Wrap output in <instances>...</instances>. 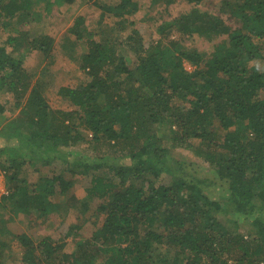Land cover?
I'll use <instances>...</instances> for the list:
<instances>
[{
  "label": "trees",
  "instance_id": "16d2710c",
  "mask_svg": "<svg viewBox=\"0 0 264 264\" xmlns=\"http://www.w3.org/2000/svg\"><path fill=\"white\" fill-rule=\"evenodd\" d=\"M153 1L168 7L179 0ZM33 3L0 0V27L15 31L0 43V90L11 92L19 109L0 122V134L8 141L0 145L8 190L1 204L38 218L76 209L83 217L69 226L70 238L94 213L104 220L73 252L64 250L67 240L16 235L22 264H264V217L258 215L264 210V69L257 65L264 62V0L228 2L236 26L193 8L160 31L176 27L225 39L210 54L184 49L173 39L146 48L131 44L135 67L112 36L98 38L79 16L66 51L79 60L85 78L59 92L73 109L52 108L46 84L40 79L32 83L24 67L33 50L46 58L55 48L56 37L40 30L42 14ZM97 3L103 9L100 22L112 11L116 29H126L128 15L139 10L138 0ZM79 44L87 49L78 52ZM186 60L196 66L193 71ZM6 112L0 98V115ZM164 124L172 128L174 142L193 148L228 182L229 210L257 213L246 234L220 218L222 203L205 194L198 181L175 176L176 162L168 159L169 148L159 133ZM85 139L121 146L132 163H110L104 156L71 163L68 150ZM58 158L65 163L55 173L30 178L29 167L40 171L39 164L52 165ZM88 174L87 194L78 198L77 176Z\"/></svg>",
  "mask_w": 264,
  "mask_h": 264
},
{
  "label": "rangeland",
  "instance_id": "374dc122",
  "mask_svg": "<svg viewBox=\"0 0 264 264\" xmlns=\"http://www.w3.org/2000/svg\"><path fill=\"white\" fill-rule=\"evenodd\" d=\"M106 2V4H115L119 0H89L84 3L82 8L83 12L77 15L73 13L68 18L64 17V9H58L52 13L51 16L42 15L41 24L39 27L44 33H51L56 37L58 46L54 49V58L52 61H47L40 51L33 50L28 54L24 61V67L32 73V83L36 82V79L41 78L47 81L46 92L50 105L55 109H73L69 102L65 101L59 94L61 86H76L82 83L85 78V74L80 67V62L72 59L65 49L63 48L64 34H68V28L71 25V21L76 22L78 16H87L88 19L86 25L90 28H95L98 38L105 37L106 40L109 35L112 36L111 42L120 45L119 50L125 55L127 63L130 67H135L138 62L136 52L130 47L131 44L140 45V47H148L156 41L163 42L165 44L170 43V40H178L180 46L189 51H204L211 53L216 45L225 39V35L216 36L214 39H208L198 34H187L178 32L176 27L165 28L160 31L161 26H164L167 22L173 21L191 11L195 7H199L203 10H207L214 15H218L224 19V21L230 26L238 25V21L231 14V9L227 3L234 4L238 0H204L200 4L190 3L187 0H179L168 7L164 3H155L153 0H138L139 10L136 13L128 15V25L126 29H116L114 22L117 17H114L113 12H105V22L100 24L101 8L95 6L94 2ZM86 4V5H85ZM55 9V8H54ZM77 12V10H76ZM132 22V24H130ZM127 23V22H126ZM114 26V28H113ZM113 30L111 31V29ZM175 28V30H173ZM37 30V29H36ZM14 30L2 29L0 27V43H3L4 39L12 33ZM109 31V32H108ZM15 33V31H14ZM74 36V35H73ZM73 40V38L71 39ZM121 42V43H120ZM120 43V44H119ZM77 51H84L87 49V45H77ZM186 68L189 71H193L196 66L186 60ZM257 65L264 69V62H257ZM41 75V76H39ZM0 98L6 105L7 112L0 115V122L5 123L9 118L18 113L15 108V99L13 94L8 91L0 90ZM15 108V109H14ZM14 109V110H13ZM174 129V127H173ZM160 135L163 137V143L169 148V158L172 157L174 162L175 176L184 175L187 178L198 181L199 185L203 189V192L214 200H218L222 203L223 210L217 211L220 218L230 228L235 229L238 232L246 234L250 228H252L253 216L240 212H233L227 207L230 204L229 197L227 195L226 187L228 182L215 172L214 166L206 160L203 156L198 154L193 148L184 144H179L173 141L172 128L169 124H164L160 128ZM89 138H92V134L89 132ZM8 141L0 134V145L7 144ZM198 143V142H196ZM196 145H201L199 142ZM205 147V145H204ZM121 146L113 147L108 142L94 143V141L85 139L78 145H74L72 150H68V159L73 163L76 158L88 157L93 160L98 156H104L115 164H131L132 159L125 157L120 151ZM109 158H108V157ZM63 158H58L52 165L37 166L41 168L40 171H35V167H29L28 172L32 180L36 179L40 175L53 174L64 165ZM100 172L105 173L103 169ZM78 184L75 187V194L78 198H82L87 194V187L91 181V175L77 176ZM171 179V175L168 176ZM7 181L4 171L0 167V264H22L21 262V250L19 247L18 239L16 235L27 233L33 236L36 240H39L45 236H51L54 241L63 242L67 240L65 244V251L73 252L76 248V244L81 239L90 238L96 231L99 225L102 224L104 216L92 217L81 226V228L75 234V237H69L67 230L69 226L76 221L77 217H83L76 211L71 209L67 213L62 215L53 213L48 218H38L36 215H27L23 213H14L8 208L2 207L1 198L3 194H7ZM94 208V206H93ZM92 212H94L92 210ZM258 215L264 217V210H261ZM78 223V222H77ZM73 238V239H72ZM6 242L4 246H1L2 242ZM232 264H235L232 262Z\"/></svg>",
  "mask_w": 264,
  "mask_h": 264
},
{
  "label": "crops",
  "instance_id": "0c3cea01",
  "mask_svg": "<svg viewBox=\"0 0 264 264\" xmlns=\"http://www.w3.org/2000/svg\"><path fill=\"white\" fill-rule=\"evenodd\" d=\"M86 1H89V0H34V3H33V9L35 10V11H37V12H39V13H41L42 15H46V17L47 16H51L52 15V13L54 12V11H56V10H58V9H64V8H66V10L65 11H63V13H65V15H64V17H66V18H68V16H70L71 14H72V11H73V13L74 14H78V13H80V12H83L82 11V8H83V6H84V3H86ZM119 2V1H118ZM117 2V3H118ZM102 4H105L104 2H101ZM47 4H51V8L50 9H47ZM116 4V3H115ZM86 5V4H85ZM94 5L95 6H99L100 8H101V5H98V3H97V1H95L94 2ZM55 8V9H54ZM76 10H77V12H76ZM102 13H103V9L101 8V13H100V19H101V15H102ZM79 17V16H78ZM77 17V18H78ZM85 18H88L87 16H84ZM100 19H99V21L98 22H100ZM88 20V19H87ZM74 21L72 20L71 21V25L69 26V28H68V34L66 33V34H64V42H61V43H63L62 45H63V48L65 49V51H66V47L67 46H69L70 44H69V41H74V36L73 35H71L70 33V28L74 25ZM102 24V22H100V24L98 25V27L100 26ZM92 29H95V28H92ZM73 38V40H71ZM55 45H56V47L58 46V43H57V41H56V39H55ZM55 49V48H54ZM38 49H35V51H37ZM38 51H40V50H38ZM41 52V51H40ZM67 52V51H66ZM32 53V52H31ZM67 54H68V52H67ZM54 55H55V53H54V51H53V54L51 55V56H49V57H46V60L48 61H52L53 60V58H54ZM69 55V54H68ZM70 56V55H69ZM71 57V56H70ZM72 59H74V58H72ZM74 60H76V59H74ZM77 61H79V60H77ZM39 76H41V75H39ZM41 80V78H38V79H36V81L37 80ZM42 81L45 83V84H47V81L45 80V79H42ZM62 87V86H61ZM60 87V88H61ZM45 90H47L46 88H45ZM46 92V91H45ZM59 92H60V89H59ZM60 94V93H59ZM46 95H47V92H46ZM61 95V94H60ZM62 96V95H61ZM64 99V98H63ZM65 100V99H64ZM66 101V100H65ZM50 102V101H49ZM19 111V110H18Z\"/></svg>",
  "mask_w": 264,
  "mask_h": 264
}]
</instances>
